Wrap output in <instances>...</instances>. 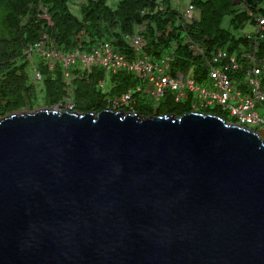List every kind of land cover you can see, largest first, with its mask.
Wrapping results in <instances>:
<instances>
[{"label": "water", "instance_id": "water-1", "mask_svg": "<svg viewBox=\"0 0 264 264\" xmlns=\"http://www.w3.org/2000/svg\"><path fill=\"white\" fill-rule=\"evenodd\" d=\"M0 264H264V140L201 112L4 117Z\"/></svg>", "mask_w": 264, "mask_h": 264}, {"label": "trees", "instance_id": "trees-1", "mask_svg": "<svg viewBox=\"0 0 264 264\" xmlns=\"http://www.w3.org/2000/svg\"><path fill=\"white\" fill-rule=\"evenodd\" d=\"M109 1L85 0L75 13L72 4L76 0H0V119L40 105L55 108L66 96L63 67L59 64L51 70L38 54L34 60L28 57V49L39 42L62 54L76 49L92 51L110 42L116 51L132 59L127 37L143 26L144 54L156 61L173 51L171 73L193 71L199 83H204L207 73L203 69L207 56L218 46L242 56L243 51H253L257 45L258 56L264 57V38L255 42L244 33L248 25L256 26L257 19L264 18V0H190L199 12L191 22L180 16L172 0H119L115 8ZM226 18H230L231 26L224 27ZM190 42L201 46L204 56H196ZM34 68L43 74L41 83L33 80ZM68 72L73 79V112L97 114L107 110L110 99H119L130 89L134 91L130 107L141 117L192 112L189 101L176 102L172 93L156 104L147 93L136 91L145 84L132 73L106 76L101 67L84 69L78 63ZM100 82H104L103 88ZM130 107L123 111L129 113ZM200 112L235 123L216 109Z\"/></svg>", "mask_w": 264, "mask_h": 264}, {"label": "built area", "instance_id": "built-area-1", "mask_svg": "<svg viewBox=\"0 0 264 264\" xmlns=\"http://www.w3.org/2000/svg\"><path fill=\"white\" fill-rule=\"evenodd\" d=\"M43 12L44 17L48 18L47 12ZM180 16L187 22H191L199 17V12L189 3L180 9ZM143 28V26L139 27L134 35L127 37V43L134 54L132 59L116 51L110 42H105L93 48L92 51L76 49L67 54L59 53L55 48L47 47L44 42H39L30 47L27 54L32 60L38 54L51 70L59 64L63 67L68 89L62 103L57 106L61 108H59L60 111L73 112L75 106L72 103L73 79L68 69L78 63L84 69L101 67L106 76L119 72L139 76L145 86H138L136 91L147 93L156 104L161 102L168 93H172L176 102H182L184 99L189 101L192 112L216 109L234 119L233 124L248 128L257 126L253 129L256 132L258 127H264V115L259 112V109L264 106V57L258 56L257 45H254L253 51H243L242 56L237 52H230L225 47H216L207 56L208 60L203 67L207 71L204 83H199L193 71L171 73L174 61L173 51L156 61L144 54V42L141 35ZM263 31L264 18L260 17L257 19L255 35L246 31L244 33L249 35V40L256 42L264 38ZM189 46L196 56H204L205 51L201 46L192 42ZM43 78V74L34 68V82L41 83ZM100 86L103 88L104 82H100ZM133 93V89H130L119 99H110L107 110L124 112L125 106L130 107L132 104ZM64 102L65 105H63ZM130 109L131 113H135L133 107ZM261 138L264 140V135Z\"/></svg>", "mask_w": 264, "mask_h": 264}, {"label": "rangeland", "instance_id": "rangeland-1", "mask_svg": "<svg viewBox=\"0 0 264 264\" xmlns=\"http://www.w3.org/2000/svg\"><path fill=\"white\" fill-rule=\"evenodd\" d=\"M85 0H76V2L74 3V4H72V7H73V11L75 12V13H77L78 12V10H79V5L82 3V2H84ZM118 1L119 0H110L109 1V5L111 6V7H116L117 6V3H118ZM189 2V0H173L172 1V3H173V5L174 6H176L178 9H181V8H183L184 6H186V4ZM230 23V18H226L225 20H224V27H227V26H231V24H229ZM108 85V82H106V86ZM187 100L186 99H184V100H182V102H186ZM68 102H70V101H68ZM72 103L74 104V100H72ZM63 105H65V102L63 103ZM66 107V106H65ZM59 108L60 107H56V108H54V109H58L59 110ZM63 108V107H62ZM41 109H46V107L45 106H43V105H40V106H38V107H36L34 110H31V109H25V110H22V111H20V112H18V113H32V112H35V111H38V110H41ZM61 109V108H60ZM64 109V108H63ZM259 112H260V114H261V111L259 110ZM230 118V117H229ZM231 119V118H230ZM249 128H252V129H255V128H257V126H249ZM258 132L260 133V135L261 136H263L264 135V127L262 126V127H258Z\"/></svg>", "mask_w": 264, "mask_h": 264}, {"label": "crops", "instance_id": "crops-1", "mask_svg": "<svg viewBox=\"0 0 264 264\" xmlns=\"http://www.w3.org/2000/svg\"><path fill=\"white\" fill-rule=\"evenodd\" d=\"M189 2H190V0H189ZM255 29H256V26H250V25H248V27L245 29V31L247 33L251 34V35H255ZM259 110L261 111V114L264 115V106L261 107V109H259Z\"/></svg>", "mask_w": 264, "mask_h": 264}, {"label": "clouds", "instance_id": "clouds-1", "mask_svg": "<svg viewBox=\"0 0 264 264\" xmlns=\"http://www.w3.org/2000/svg\"><path fill=\"white\" fill-rule=\"evenodd\" d=\"M235 2H236V3H238V2H239V0H235ZM189 3H190V2H189ZM189 3H187L186 5H188ZM184 7H185V6H184ZM179 10H180V9H179Z\"/></svg>", "mask_w": 264, "mask_h": 264}]
</instances>
